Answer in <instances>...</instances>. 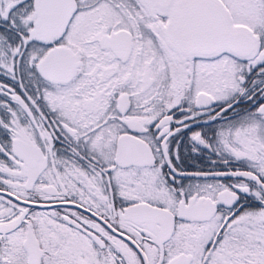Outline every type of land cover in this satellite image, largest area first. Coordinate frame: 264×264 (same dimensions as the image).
Wrapping results in <instances>:
<instances>
[{"label":"snow or ice","instance_id":"snow-or-ice-1","mask_svg":"<svg viewBox=\"0 0 264 264\" xmlns=\"http://www.w3.org/2000/svg\"><path fill=\"white\" fill-rule=\"evenodd\" d=\"M0 264H264V0H0Z\"/></svg>","mask_w":264,"mask_h":264}]
</instances>
